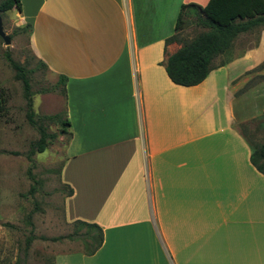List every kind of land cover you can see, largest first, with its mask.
Instances as JSON below:
<instances>
[{
  "label": "crops",
  "instance_id": "0c3cea01",
  "mask_svg": "<svg viewBox=\"0 0 264 264\" xmlns=\"http://www.w3.org/2000/svg\"><path fill=\"white\" fill-rule=\"evenodd\" d=\"M188 1L207 0L13 7L35 55L65 75L64 221L102 229L93 253L58 252L54 264H264V172L237 126L264 110V79L244 74L264 59V29L198 83H174L163 48L179 43L164 38Z\"/></svg>",
  "mask_w": 264,
  "mask_h": 264
},
{
  "label": "rangeland",
  "instance_id": "374dc122",
  "mask_svg": "<svg viewBox=\"0 0 264 264\" xmlns=\"http://www.w3.org/2000/svg\"><path fill=\"white\" fill-rule=\"evenodd\" d=\"M0 16L3 30L10 37L7 45L0 37V96L4 106L0 116V264H54L56 253L81 247L78 240L39 237L63 234L71 229V224L63 218L65 192L59 174L66 138L58 132L44 150L32 154V163L25 157L28 143L37 137V131L25 118L21 84L13 77L4 51L7 50L12 58L33 68L30 81L32 109L35 113H61L63 97L59 91L60 85L54 84L57 76L46 66L40 65V59L33 52L29 29L24 27L25 23L21 22L16 9L12 7L2 11ZM200 29L186 19L179 33L186 40ZM254 39L251 33L238 36L231 49L215 61L240 54L252 45ZM261 47L264 49V43ZM245 76V85L264 79V64ZM57 128L55 122L48 124L49 130L57 131ZM249 130L252 138L260 141L264 136V123L255 120L249 123ZM28 168L40 180L38 183L31 180ZM31 184L34 185L32 193L28 191ZM35 202L37 209L34 208ZM27 213L30 214L31 225L25 222ZM28 235L32 237L26 245Z\"/></svg>",
  "mask_w": 264,
  "mask_h": 264
},
{
  "label": "trees",
  "instance_id": "16d2710c",
  "mask_svg": "<svg viewBox=\"0 0 264 264\" xmlns=\"http://www.w3.org/2000/svg\"><path fill=\"white\" fill-rule=\"evenodd\" d=\"M12 7L19 10V0H0V12ZM186 19H189L194 26L201 29L189 39L184 40L179 31ZM29 26V23L24 24V27L28 29ZM262 28H264V0H207L203 5L193 1L184 2L179 7L173 32L164 38V45L171 41L179 43V46L170 53L165 51V47L163 48L165 72L174 83L182 85L196 84L206 76L210 69L222 65L231 58L215 61L217 57L231 49L234 40L238 36L247 33L253 34L255 39L252 45L249 46L251 47L257 44L258 34ZM4 57L13 70V77L20 81L24 98L25 118L37 131V137L28 143L25 151V157L32 163V154L44 150L58 132L66 140L69 138L70 132L67 130L69 121L64 116L63 111L61 113H35L32 109L30 81V73L33 68L27 67L24 63L12 58L7 50L4 51ZM39 63L45 66L42 60H39ZM263 64L264 60L246 70L244 74L261 68ZM64 82L65 75L58 74L54 84L60 85L59 91L62 95H64ZM242 89L236 90L235 93L240 92ZM2 102L3 98L0 96V116L4 110ZM255 120H262L264 123V110L259 117L239 122L237 126L250 147V162L264 172V136L260 141H255L251 136V130H249V123ZM50 122L58 124L57 131L48 129ZM27 171L34 183L40 181L30 172V168ZM62 185L65 195L70 194L71 188L67 184ZM33 190L34 185L31 184L28 191L32 193ZM34 208H38L37 202L34 203ZM25 222L31 225L29 213L26 214ZM70 224L71 229L66 233L51 236L40 235L39 237L49 240H78L81 244L80 249L84 254H91L100 246L102 229L98 224L80 219H75ZM31 237V235L26 237V245L30 242Z\"/></svg>",
  "mask_w": 264,
  "mask_h": 264
},
{
  "label": "water",
  "instance_id": "95a60500",
  "mask_svg": "<svg viewBox=\"0 0 264 264\" xmlns=\"http://www.w3.org/2000/svg\"><path fill=\"white\" fill-rule=\"evenodd\" d=\"M0 37L3 40V43L5 45L9 44L10 42V37L7 33L4 32L3 27H2V22H1V16H0Z\"/></svg>",
  "mask_w": 264,
  "mask_h": 264
}]
</instances>
